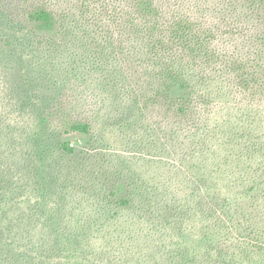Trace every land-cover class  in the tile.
I'll return each instance as SVG.
<instances>
[{
    "label": "trees",
    "instance_id": "16d2710c",
    "mask_svg": "<svg viewBox=\"0 0 264 264\" xmlns=\"http://www.w3.org/2000/svg\"><path fill=\"white\" fill-rule=\"evenodd\" d=\"M56 1L0 11V264H146L128 250L150 228L155 264H264V0L239 94L209 28L131 0L163 78L143 99L110 1Z\"/></svg>",
    "mask_w": 264,
    "mask_h": 264
},
{
    "label": "rangeland",
    "instance_id": "374dc122",
    "mask_svg": "<svg viewBox=\"0 0 264 264\" xmlns=\"http://www.w3.org/2000/svg\"><path fill=\"white\" fill-rule=\"evenodd\" d=\"M109 1L118 17L117 28L126 73L138 96L141 99L146 98L163 85V78L155 75L156 73L149 69L146 63L140 61L141 56L134 48L142 36V18L131 0ZM154 2L163 16H187L199 27H206L212 31V44L219 56L218 67L229 79L236 94L244 90L242 86L244 80L250 85L257 81L261 71L254 63L253 57L257 50L256 34L259 27L252 19V9L246 0H154ZM44 4L58 8L56 0H0V11L24 20L31 9ZM246 99L252 100L253 96L249 95ZM83 107L89 108L90 105L84 103ZM213 108L201 106L200 110L203 112ZM154 118L158 121H155L157 129L160 130V124L165 127L161 118ZM71 137L73 144H77L76 139L82 141L79 134L72 133ZM167 202L168 200H164V203ZM155 231L154 228L146 229V232L130 243L128 253L147 261L146 264H155L153 260L155 257L153 247L156 243L154 235H157ZM146 233L150 234L144 237Z\"/></svg>",
    "mask_w": 264,
    "mask_h": 264
}]
</instances>
